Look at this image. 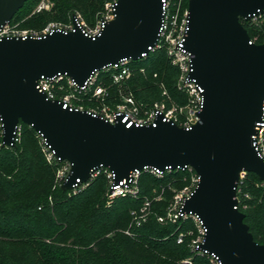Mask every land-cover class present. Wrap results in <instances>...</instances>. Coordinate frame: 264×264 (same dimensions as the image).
Wrapping results in <instances>:
<instances>
[{
  "label": "water",
  "instance_id": "obj_1",
  "mask_svg": "<svg viewBox=\"0 0 264 264\" xmlns=\"http://www.w3.org/2000/svg\"><path fill=\"white\" fill-rule=\"evenodd\" d=\"M27 0H0V31ZM185 46L195 54L192 77L204 88L201 123L190 129L158 115L153 124L127 127L87 110L64 108L37 89L41 76L67 73L83 85L96 70L125 57L135 60L153 46L163 18L162 0H118L114 19L101 33L55 29L42 36L0 37V121L2 145L16 144L20 123L46 138L71 170L62 185L109 167L116 181L153 166L191 165L200 176L184 209L208 228L203 249L223 264H264L257 242L236 198L242 172L264 181V158L253 135L262 118L264 43L250 42L242 19L264 12V0H189Z\"/></svg>",
  "mask_w": 264,
  "mask_h": 264
},
{
  "label": "trees",
  "instance_id": "obj_2",
  "mask_svg": "<svg viewBox=\"0 0 264 264\" xmlns=\"http://www.w3.org/2000/svg\"><path fill=\"white\" fill-rule=\"evenodd\" d=\"M38 1L27 0L10 23ZM104 2L54 0L55 12L49 15L67 20L70 11L79 10L91 21ZM34 19H26L23 26H29ZM244 25L253 36L249 26ZM134 67H144L146 71L145 76L135 71L129 84L139 100L150 97L144 98L140 87L153 98L160 97L154 83L162 82L176 103L187 102L177 87L178 69L170 63L165 50L134 61ZM20 129L14 146L2 145L0 134V264H184L182 261L192 255L187 241L177 243L178 233L192 222L158 220L166 214L174 191L186 184L187 170H173L162 177L143 172L138 196L118 197L111 205L106 203L104 174L70 196L69 190L55 186L56 166L47 162L37 131L23 122ZM240 187L239 209L245 213L255 240L264 244V181L247 172ZM159 195L161 199H157ZM146 201H150V213L137 226L132 211ZM127 229L131 235L125 233ZM193 264L210 262L205 256L195 255Z\"/></svg>",
  "mask_w": 264,
  "mask_h": 264
},
{
  "label": "built area",
  "instance_id": "obj_3",
  "mask_svg": "<svg viewBox=\"0 0 264 264\" xmlns=\"http://www.w3.org/2000/svg\"><path fill=\"white\" fill-rule=\"evenodd\" d=\"M118 0H110L106 4V11L95 27H89L84 24L79 16H75L77 23L80 25L85 34L90 36L99 35L106 23L114 19L115 4ZM163 18L161 22L159 38L153 46H149L148 50L143 52L141 58L145 59L150 53L163 49L170 63L178 69L177 87L183 92L187 98L184 105L173 103L168 106L165 103H157L153 108L142 114L137 104L135 96L131 92H126L124 87L129 86L135 71L143 72L144 67L135 69L134 61L131 57H125L118 62L109 64L101 70H96L91 77L80 85L73 77L67 73H57L53 76H41L38 80L37 89L44 92L48 99L58 100L63 107L71 110H87L94 115L106 119L114 124L122 117V122L129 128L133 125L143 126L153 124L157 126V118L159 114L164 116L163 121H173L178 126L190 129L193 125L201 123L199 113L204 105V88L198 83L197 79L192 77L194 71L193 60L195 54L185 46L186 35L188 30V5L189 0H162ZM49 7V0H42L39 9ZM243 24H247L252 31L250 42L256 44L264 43V12L246 21L242 19ZM245 26V25H244ZM55 29L70 31L74 29V23L68 24H51L42 31L35 29H19L10 26V22L0 31V37H23L42 36ZM247 29V28H246ZM250 35V34H249ZM104 72V74H102ZM90 99L91 105H87L84 99ZM257 132L253 135V144L259 155L264 158V101L262 105V118L257 122ZM18 128L16 141L19 139ZM41 150L51 165L56 166L55 186H61L68 180L71 170V163L62 160L51 145L48 144L46 138L37 132ZM173 170H187L189 176L186 177V184L174 191L173 198L169 203L165 215L158 217L161 223H175L178 221H191L192 226L182 229L177 236V243L187 241L188 247L192 253L191 256L185 258L184 264H193L195 255L205 256L210 264H223L222 260L214 253L202 248L206 242L208 228L204 224L200 216L192 211L184 209L187 198H189L200 181L199 174L191 165L183 168L166 167L164 170L146 166L142 169H135L130 172L127 178L116 181V174L109 167L101 166L92 172L90 178L86 182L77 179V183L69 190V195L77 194L86 188L91 181L100 174H104L107 179V188L105 191L106 203L111 205L118 197H137L139 194V180L143 172L162 177L166 172ZM247 172H242L237 187L236 198L241 201V183ZM248 196V195H247ZM159 195L157 199H161ZM150 213V201H146L144 205L133 210V223L140 226L147 220ZM126 234L131 235V231L127 229Z\"/></svg>",
  "mask_w": 264,
  "mask_h": 264
},
{
  "label": "rangeland",
  "instance_id": "obj_4",
  "mask_svg": "<svg viewBox=\"0 0 264 264\" xmlns=\"http://www.w3.org/2000/svg\"><path fill=\"white\" fill-rule=\"evenodd\" d=\"M109 1L110 0H105L103 8L96 13L95 18L91 21H88L86 17L83 15V13L80 12L79 10L70 11L68 14L67 20L51 18L52 15H49V14L55 12L54 0H49V7L43 8V9H39V5L42 2V0H39L37 4L30 6V10L27 9L26 12L21 14L20 17H18L13 23L11 22L10 26L14 28H19V29L29 28V29H35L38 31H42L43 29H45L51 24L71 25L73 23V18L75 16H79L81 21L84 24H86L89 27H95L97 23L99 22V20L102 18L103 14L105 13L106 4L109 3ZM30 17H35L34 22L29 24V26L24 27L23 26L24 21L26 19H29ZM141 73L144 76L146 75V71H144V73L143 72ZM154 84L160 90V97L158 98H153L152 94H150L145 89H142L141 87L138 89L139 93L143 95L144 98L150 96L149 99H146V100L144 99L139 100L138 97L135 95L133 89L131 88V85L124 87L126 92H131L135 96L137 104L142 111V114H145L146 111L153 108L154 105L157 103H165L168 106H171L173 103H176V101L172 98V95L169 93L168 89L166 88L165 84H163L162 82H155ZM84 102L87 105L92 104V101H90V99L88 98L84 99ZM179 105H184V104H179ZM0 134L2 135V129L0 130ZM20 134H21V129L19 131L18 137L20 136Z\"/></svg>",
  "mask_w": 264,
  "mask_h": 264
}]
</instances>
